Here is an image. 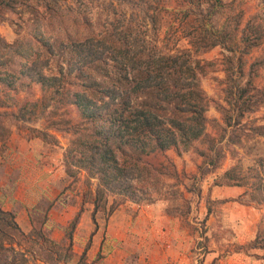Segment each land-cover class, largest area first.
I'll use <instances>...</instances> for the list:
<instances>
[{
  "label": "rangeland",
  "instance_id": "1",
  "mask_svg": "<svg viewBox=\"0 0 264 264\" xmlns=\"http://www.w3.org/2000/svg\"><path fill=\"white\" fill-rule=\"evenodd\" d=\"M49 2L52 0H27L25 6L32 7L30 10L21 5H16L13 11L0 8V40L15 45L16 51L32 55L29 59L0 45V61L9 63L8 67L0 68V73L8 71L13 80H17V91L7 96L10 87L0 76V111L7 115L3 126L11 135L17 132L28 140L39 139L63 149L67 179L65 190L58 198L63 207L73 204L81 213L86 209H93L94 213L96 209L98 179L78 168L74 170L76 175L70 176L65 162L66 152L74 139L71 131L85 122L71 98L68 103L54 106L60 107L58 111L51 106L41 117L40 114L28 115L29 121H17L13 114L27 102H36L44 97L42 86L22 77L21 69L38 56L50 59L46 72L50 75L67 74L69 84L66 91L73 95L84 88L76 78V68L81 59L71 46L93 38L122 47L115 31L128 26L142 39L145 38L151 48L163 54H190L209 103L205 112L206 136L199 138L189 151L180 153L172 149L166 152L165 157L173 168L169 167V175H165L158 185L160 192L155 203L144 205H164L166 213L181 217L191 230L203 232L206 231L205 217H201L203 220L197 225L189 219L200 214L221 212L222 201H238L256 211L259 216L258 234L250 244L243 247L234 245L233 248L256 246L264 249L262 194H252L249 186H228L223 178L234 167L250 176L258 171L259 161L264 159V134L261 132L264 128V28L259 33L258 46L249 47L256 38L250 28L264 25V0H56L57 6L53 7L57 14L54 16L46 7ZM48 42L53 53L46 47ZM215 42L219 45L205 48ZM115 71L100 63L91 66L87 73L98 81H104V77L111 78ZM243 90L250 91L243 100L256 93L254 99L258 102L252 111L238 100ZM6 147L7 144L0 148V155ZM161 159L157 158L158 161ZM8 195H12V190H8ZM256 195L262 198V203H258ZM130 204L136 203L108 194L100 202L96 217L108 220L115 207L118 210ZM54 206L48 201L38 204L32 210L31 223L34 228L42 230L47 240L61 244L60 260L46 256L41 250L44 240L33 233L31 238H19L27 253L28 264H98L103 258L101 254L94 260L87 258L83 263L82 255L74 254L75 245L82 251L92 243V237L84 242L77 228L74 237L78 234L80 241H74L72 250H67L70 242L66 231L73 220L64 228L65 236L60 242L52 238L54 228L50 230L46 224L52 222L54 215H63L62 210L54 211ZM48 247L49 244L46 249Z\"/></svg>",
  "mask_w": 264,
  "mask_h": 264
},
{
  "label": "trees",
  "instance_id": "2",
  "mask_svg": "<svg viewBox=\"0 0 264 264\" xmlns=\"http://www.w3.org/2000/svg\"><path fill=\"white\" fill-rule=\"evenodd\" d=\"M26 2L27 0H0V8L13 11L16 5H21L30 10L32 7L25 6ZM53 6H57L56 0L46 5L51 16L57 14ZM263 28L264 25L250 28L256 34L255 41L250 42V49L258 46L257 41L261 38L259 33ZM115 32L117 41L123 44L122 47L118 48L93 38L75 42L71 46L72 51L81 59L76 68V78L82 82L81 86L84 88L73 95L66 91L69 84L67 74L60 72V75H50L46 72L50 59L38 56L26 63L21 69V76L33 84L41 85L44 97L36 102H27L19 112L13 114L17 121H29L28 115L40 114L41 117L51 106L68 103L67 100L71 98L85 123L71 131L74 139L66 152L65 162L70 176L76 175L75 168L84 169L90 177L99 181L94 221L100 202L108 194L138 205L155 203L160 192L158 185L165 175H169V167L173 168L170 160L165 157L166 152L172 149L180 153L189 151L199 138L206 136L205 112L209 103L190 54H163L160 50L151 48L145 38L142 39L128 26ZM206 34L210 36L208 31ZM0 45L12 53L19 52L15 45L1 40ZM218 45L215 42L205 48ZM46 47L53 53L49 42ZM19 53L29 59L32 57L27 55L28 52ZM100 63L106 69H116L113 72L115 75L98 81L92 74L87 73L91 66H98ZM8 65L7 61H0V68ZM0 76L10 87L6 92L7 96H11L13 91H17V80H13L8 71H2ZM249 92L243 90L239 94L241 100H238L242 101L248 111H252L258 100L254 99L256 93L243 100ZM262 95L264 96V91ZM12 99L16 101L14 97ZM54 108L57 111L60 109ZM6 117V113L0 111L2 147H5L11 137V132L3 126ZM261 132L264 134V128ZM158 157L163 159L158 161ZM223 178L228 186H249L252 194L261 193L264 198V159L259 161L258 171L250 176L242 174L234 167ZM256 197L258 203H262V198L259 195ZM116 210L115 207L112 213ZM80 216L81 212L66 231L70 242L67 249L69 251L73 248L74 232ZM33 233L44 240L41 250L46 256L60 260L61 244L47 240L42 230L37 228L25 233L16 221V215L4 210L0 203V264H28L27 253L19 238H31ZM88 249L89 246L81 256L82 263L87 261Z\"/></svg>",
  "mask_w": 264,
  "mask_h": 264
},
{
  "label": "crops",
  "instance_id": "3",
  "mask_svg": "<svg viewBox=\"0 0 264 264\" xmlns=\"http://www.w3.org/2000/svg\"><path fill=\"white\" fill-rule=\"evenodd\" d=\"M66 179L62 148L12 133L0 155V203L4 210L16 215L25 233L34 228L33 208L48 201L54 203V211L62 210L63 215H54L53 223L46 226L54 228L53 239L60 242L64 238V228L79 212L77 206L63 207V202L58 201ZM8 190H12V195H8ZM222 202L221 212L189 219L197 225L205 217L203 232L191 230L181 217L166 213L161 204H130L114 211L108 220L96 217V221L93 209H86L81 213L77 231L82 233L84 242L92 237L87 257L94 260L101 254L98 264H264V249L233 248L246 246L257 238L256 211L238 201ZM78 234L74 237L76 242L80 241ZM86 249L79 251L75 245L73 252L80 256Z\"/></svg>",
  "mask_w": 264,
  "mask_h": 264
}]
</instances>
